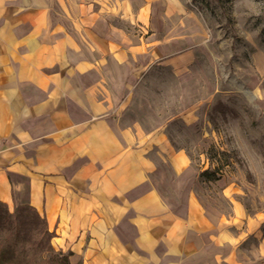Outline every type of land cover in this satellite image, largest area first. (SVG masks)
Segmentation results:
<instances>
[{
    "label": "crops",
    "instance_id": "1",
    "mask_svg": "<svg viewBox=\"0 0 264 264\" xmlns=\"http://www.w3.org/2000/svg\"><path fill=\"white\" fill-rule=\"evenodd\" d=\"M212 56L185 0H122L89 25L68 0H0V203L33 207L70 264H264V214L196 215L187 152L145 147L163 123L142 81L168 67L193 109Z\"/></svg>",
    "mask_w": 264,
    "mask_h": 264
},
{
    "label": "rangeland",
    "instance_id": "2",
    "mask_svg": "<svg viewBox=\"0 0 264 264\" xmlns=\"http://www.w3.org/2000/svg\"><path fill=\"white\" fill-rule=\"evenodd\" d=\"M36 1L46 4L49 0ZM68 1L76 6L84 25L98 13L120 11L122 3ZM185 2L200 19L214 54V67L205 60L196 65L210 94L184 111L179 108L178 84L170 69L159 67L148 75L138 91L147 96L163 124L145 147L187 152L196 169L194 213L213 207L224 215L228 227L232 222L235 228L246 227L250 217L264 214V0ZM20 214L22 220L33 218L30 210ZM1 216L5 215L0 209ZM9 226L0 230V240L7 239ZM256 227L264 232V223ZM256 243L264 249V238Z\"/></svg>",
    "mask_w": 264,
    "mask_h": 264
},
{
    "label": "trees",
    "instance_id": "3",
    "mask_svg": "<svg viewBox=\"0 0 264 264\" xmlns=\"http://www.w3.org/2000/svg\"><path fill=\"white\" fill-rule=\"evenodd\" d=\"M0 209L5 215L0 217V230L10 225L7 239L0 240V264H70V253L56 246L55 234L49 231L45 218L33 207L17 206L11 213L0 203ZM23 210L33 212L30 221L22 220L21 214L19 216Z\"/></svg>",
    "mask_w": 264,
    "mask_h": 264
}]
</instances>
